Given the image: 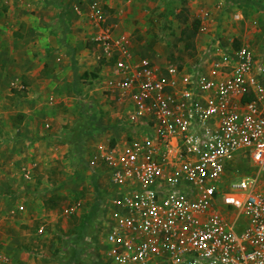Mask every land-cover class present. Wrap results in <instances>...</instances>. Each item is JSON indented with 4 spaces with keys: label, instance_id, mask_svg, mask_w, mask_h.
<instances>
[{
    "label": "built area",
    "instance_id": "obj_1",
    "mask_svg": "<svg viewBox=\"0 0 264 264\" xmlns=\"http://www.w3.org/2000/svg\"><path fill=\"white\" fill-rule=\"evenodd\" d=\"M246 9L205 10L195 56L162 64L89 15L122 131L90 157L105 264H264V8Z\"/></svg>",
    "mask_w": 264,
    "mask_h": 264
},
{
    "label": "rangeland",
    "instance_id": "obj_2",
    "mask_svg": "<svg viewBox=\"0 0 264 264\" xmlns=\"http://www.w3.org/2000/svg\"><path fill=\"white\" fill-rule=\"evenodd\" d=\"M45 1V5L44 0L23 2L30 3L31 8L40 2V8L44 9L42 15L47 6L53 11L51 33L47 34L54 36V45L36 42L33 48L34 57L39 60L30 74L36 81L21 76L11 57L4 61L7 64L5 71L12 77L4 78L0 86V153L3 148L9 149L12 162L0 175L15 178L16 182L4 188L0 211L7 212V197L17 204V210H21L18 204H23V212L33 203L30 195L40 198L38 202L34 200L37 215H32L30 220L18 217V214L16 221L12 217L6 218L18 227L30 228L31 232L26 230L21 237L33 244L35 249L31 248V251L36 264H105L94 217L88 220L84 230H78V226L94 208L101 188L108 183L104 175L93 172L92 151L122 131L120 112L102 90L105 64L97 58L96 43L92 39L100 28L89 15L99 11L102 27L112 28L113 25V32H127L133 40L134 50L159 64L172 60L171 57L180 62L193 58L196 53V49H187L185 42L180 40L184 20L191 22L205 10L218 13L217 4L221 0ZM94 1L98 2V10L91 9ZM2 3L7 18H15L20 3L13 0ZM27 9L31 15L40 10ZM220 20L222 22L221 16ZM26 25V21H22L16 29L5 31L7 42L13 40L14 45L16 38H23ZM42 33L45 34L44 30ZM206 35L200 33L195 37V48L205 43ZM153 39H156L153 49L147 50ZM23 44L26 43L23 41ZM42 66L44 68L37 77ZM99 67L101 70L94 77L92 72ZM84 72H90V76L83 78ZM23 114V120H26L21 128L18 121ZM25 177L29 181L23 185L21 180ZM95 178L99 189L94 186ZM49 198L56 201L48 209L46 201ZM68 207L74 208L69 215L64 211ZM3 222L0 217V224ZM40 227H44L41 232Z\"/></svg>",
    "mask_w": 264,
    "mask_h": 264
},
{
    "label": "crops",
    "instance_id": "obj_3",
    "mask_svg": "<svg viewBox=\"0 0 264 264\" xmlns=\"http://www.w3.org/2000/svg\"><path fill=\"white\" fill-rule=\"evenodd\" d=\"M3 1H7V0H0V86L2 85L1 83L3 82L4 78L7 79L9 77H12L11 73L7 74L8 71H5V68H7V64H5L4 61L8 60V57H11V60L14 62L13 64L17 66L18 72L22 74L21 76L26 75L29 76L34 81H36V77H33L31 75L32 73L30 72L31 69L37 66L36 62L38 63L39 60V59H35L34 56L36 55L34 54L35 50H33V48L36 47L35 45L36 42L45 43V45H48V43L54 45L53 44L54 36L47 34V32H50L49 29H52V23H53L52 20L53 11H51L52 8L51 6L49 7L47 6L45 8V14L42 15L44 9L42 7L40 8V2L39 3L37 2L31 8L29 7L31 6L30 3L26 5L27 1L29 0H26L25 4H23L25 0H13L15 2H19L21 7L20 9H17L15 11L14 14L15 18H11V17L7 18L5 11H3L2 9ZM45 4L46 1L44 0V5ZM6 8L7 7L4 6V9ZM27 8H30V10L39 8L40 10L35 11V14L31 15V13H29V9ZM7 10L9 11L10 9L8 8ZM26 12H28V14ZM10 14L13 15L12 10L10 11ZM22 21H26L27 23L26 25L27 32H25V36L23 38L22 37L16 38L14 40V45L12 44L13 40H11L12 42L11 41L7 42L5 31L10 29H16V27H18ZM43 30L45 34L42 33ZM48 37L50 38L49 40L47 39ZM41 40H45V41L43 42ZM23 41L26 44H23ZM26 47L27 49H25ZM67 55L66 58L70 59ZM43 68L44 66H42V68L39 69L37 77L41 73ZM59 68H61V66H59ZM24 120H22V122L18 121L19 126L21 128H22V124H24ZM13 127L14 129H18L16 126ZM10 157H11V151L9 149L4 150L3 148L2 152L0 153V172H2V170H5L6 165L12 162ZM21 181L23 182L22 184L24 185V183H27V181L29 180L27 179V177H25L24 180ZM15 182H16L15 178L9 179V176H6L5 174L0 175V199L2 202H3L4 188L9 187L10 185H12V183L14 184ZM30 196H31L30 199L31 201H33V203H31L30 208L27 205L28 210H26L25 212H23L25 207L23 204L21 203L18 204L19 208L21 207L20 208L21 210H17L16 207L17 204L15 205L14 202H10L11 199H8V197L5 198L7 201V208H6L7 210L5 211L7 212L5 213L2 210H1L2 212L0 211V217H2L4 221L3 223L0 224V264H36L35 257L33 256V253L31 251V248H34L33 244L28 243V240L24 241V238L21 237L22 235H25L26 230H29V232H31L30 228L25 229L22 227H18L14 223L11 224L12 220L10 219L6 220L7 217L8 218L12 217L14 218V221H16L15 216L17 214L18 217H24V218L27 217V219H29L32 215L36 216L37 215L36 211H34L35 209L34 200L38 202L40 198H37L34 195H30ZM46 208L49 209L50 207L46 205ZM41 228L44 229V227H40L38 229L39 232H41ZM32 241H33L32 243H34V239H32Z\"/></svg>",
    "mask_w": 264,
    "mask_h": 264
},
{
    "label": "trees",
    "instance_id": "obj_4",
    "mask_svg": "<svg viewBox=\"0 0 264 264\" xmlns=\"http://www.w3.org/2000/svg\"><path fill=\"white\" fill-rule=\"evenodd\" d=\"M231 1L233 3H236L237 5H240L242 8H244L246 10V12L248 11L246 9V6L250 7V9H253V10L256 9L257 5H259L260 7L264 8V6L261 5L262 3L261 4L257 3V1H259V0H231ZM242 3L245 4V5H243ZM184 22H185V25H184V27L181 30L180 40L185 42L187 49L188 48L195 49V41H194V39H195V37L198 34L199 25H200V19L198 17H195V18L192 19L191 22H188L187 19H185ZM155 42H156V39H153V40L149 41V44L147 45L146 49L147 50L148 49H153V45H154ZM171 59L174 60L173 57H171ZM100 70H101L100 67L97 68L96 72H92V75L94 77H97ZM89 76H90V72H84L83 78H87ZM23 117H24V115H21V117L19 118V122H22ZM93 183H94L95 188L99 189V185H98V182H97L96 178L93 179ZM55 201L56 200L54 198H49L46 201V204H47L48 207L49 206L51 207L52 205H54ZM98 205H99V199L96 202L94 208H92V210L89 212V214H87L85 216V218L82 220V222L78 226V230H84L88 220L95 216V214L97 212V209H98ZM79 236H81V235L79 234Z\"/></svg>",
    "mask_w": 264,
    "mask_h": 264
}]
</instances>
